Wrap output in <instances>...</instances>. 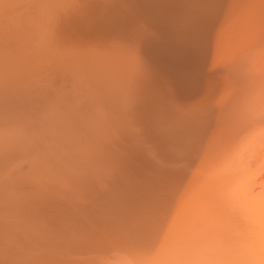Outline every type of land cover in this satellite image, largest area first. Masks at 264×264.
<instances>
[{
  "label": "bare ground",
  "instance_id": "bare-ground-1",
  "mask_svg": "<svg viewBox=\"0 0 264 264\" xmlns=\"http://www.w3.org/2000/svg\"><path fill=\"white\" fill-rule=\"evenodd\" d=\"M19 1L0 0V11L9 10L10 8L13 12L18 9L20 13L17 10L15 14L13 13L14 15L11 12V14H8V16H16L18 22L20 17L23 18L22 15L26 10H29V14L35 11V18L40 19L41 17L42 20L46 21L48 19L47 21L50 22L53 17L58 26L64 27V21H60L62 24L57 21V16L60 14L57 15L56 11H60L62 12L61 17H64L61 19L65 20V29L68 27L66 22L70 23L72 27L75 25V27H80L78 29L80 33L73 29L76 31L74 33H77L80 39L81 36L87 39L90 49H86V51H90L91 57H94L95 60L94 62L90 61L88 57V63L85 62L87 67L85 66V68H91L95 72V83L97 84L95 86L92 83V86L94 84L96 88L97 85H101L102 88L94 91L91 88V91L87 94L88 96L85 95L84 100H80V103L75 106L73 103V107L68 109L69 117L66 116L67 113L64 117V119L68 118L69 121L70 118H90L86 119L85 122L83 120L85 125L88 126L86 129L89 128V130L92 126L97 125L98 132L96 131L95 135L98 138L94 139L91 136L93 129L89 132L91 138L85 132L92 144L89 145L90 143H88V145L91 146V150L92 148L95 149V154L91 151H89L91 154H87V147L83 146L84 144L87 145L86 141L82 146L80 145L82 140L78 143L80 146L78 144L76 146V142L72 141V136L74 133L79 132L78 129L77 131L74 130L73 133L72 128L70 131L72 136L71 133H65L66 130H63L64 133H62L57 129H50L52 127L45 129L48 126L43 123L44 118H51L52 120V115L57 112L54 113L53 110H50L51 108L54 109L52 105L51 108L49 107L50 109L42 107L39 110L37 106L36 110L31 109L32 111H30L29 106H33V104H27V107L21 113L18 112V109L22 104H18V107H13L14 104L11 108L8 106L10 99H13V97H15L17 103L18 88L12 87V85L17 86L13 84V79L23 83L24 88L27 84L30 86L31 83H35L36 87H40L39 93L42 92L43 84L47 79L43 81L41 75L38 76L39 71H36L38 67L29 64L27 55L30 53H25L26 56L24 54V56L20 55L17 61L15 56L19 55L20 52L18 54L17 48H15L17 54L14 55L13 52V55L17 65L13 66V60H7L8 57L6 58L5 53L3 54V47L0 48V83L6 85L3 87L0 84V206L6 214L7 210L10 214L12 212L10 210L16 211L23 207L22 203L29 198H26L28 196L26 193H30L28 186L32 183L29 182L31 184L27 185V189L23 187L26 184H22V186L21 183L28 182L29 178L32 177L35 179L36 177L33 176L35 174L38 175V179L41 178L39 176L46 179L44 180L47 183L46 188L50 183L53 184L54 177L58 179L60 177L62 180H64L63 177H66L67 181L63 183L61 181L60 184V179L59 184L55 183L59 186L54 187V184L53 187L49 186L51 187L48 189L49 191L54 188L56 190L42 192V195L43 193L44 195L52 193L54 195L51 198H53L58 193H62L70 197L69 199L66 197L65 203V195L60 194L63 196V201H60V197L57 195L59 203L64 202V204H67L62 208H64V211L66 208L69 214L67 215L70 219H73L72 221L68 220L70 221L68 223L72 225V227L69 225L70 229L75 228V226L80 228L78 230L77 227L76 231L72 230L69 233L70 230L66 226L63 227L62 232L61 230L58 232V223L54 222V218L52 220L47 216L49 220L44 222L43 227L41 225L44 233L40 234L41 229L37 232V227V230L33 227L35 224L33 226L30 223L25 225L26 222L24 223V221V224H22L16 223L14 222L16 220H14L13 227L10 230H8L9 225H7L9 226L8 229L2 225L3 227L0 228V264H264V0H21L24 5ZM19 3L22 6H25L26 3L29 4L28 9L20 6ZM12 4L15 7L14 10ZM5 6L7 9H4ZM34 6H36L35 9ZM4 18L6 19V17ZM35 18L29 20L36 24L38 21ZM12 19L10 18L6 22L11 25L10 21H14ZM72 23H75V25ZM19 24L21 25V21ZM33 27V29H38L36 26ZM1 29L3 33V26ZM14 29L16 28L14 27ZM41 30H44V28L41 27ZM55 30L54 32H56ZM48 31L49 29H47ZM70 31H68V35ZM33 32L35 33V31ZM64 32H61L60 39L67 36V34H64L62 38ZM23 33L25 34V31ZM18 34L15 37L18 38L20 36ZM11 35L13 34L10 33L9 36ZM29 35H32L31 32ZM38 36L41 35L37 34V38ZM13 37L9 38L12 39ZM47 38L41 36V39L51 41V38ZM3 39L5 38L3 37ZM3 39L0 37V43H3ZM40 40H38L39 43ZM65 40L67 39L65 38ZM59 42L61 43V40ZM63 42L65 41L63 40ZM7 43L11 42L8 41ZM8 45H4L6 50L10 47V44ZM11 45H14V43ZM46 45L49 46V42ZM75 46L77 45L75 44ZM27 47L30 46L27 44ZM64 48L66 49V47ZM28 49L31 51V47ZM47 49L52 50L51 48ZM9 50L12 49L9 48ZM57 51L55 50V54ZM86 51L83 52L85 53L84 56ZM6 52L8 53V51ZM39 52L41 53V51ZM65 53L67 51L62 54ZM71 53L65 55L70 57ZM45 54L43 55L45 56ZM34 55L36 54L34 53ZM39 58L42 60L41 57ZM46 62L49 63L47 60ZM7 64L13 66V69L11 67L7 69ZM53 68H51L52 71ZM79 68L81 70H78L85 74L84 67L83 69L82 67ZM45 70L44 73L46 74ZM76 71L72 73L75 75ZM44 73L42 76H46ZM47 75L51 74L47 73ZM61 75L64 77L62 71ZM52 76H54L53 72ZM56 78L58 82V77ZM68 79L71 81L70 77ZM49 84L52 88V83ZM62 85L65 84L62 83ZM31 86L29 87L30 90ZM66 86L68 88L70 85L68 86L67 83ZM216 86L219 89L221 87V91L219 90L220 96H217L219 98L217 108L213 107L216 109L219 107L221 112L219 110L217 112L216 109L214 111L212 106H208L210 109L212 108L211 110L209 108H207L209 110H206L205 104H202L203 109L200 108L198 99H204V95L197 98L198 105L195 104V101H190L191 104L194 102L193 104L199 107H192L193 109L189 111H192L191 114L196 113L193 118H202V121L203 118L209 119L210 111H213L219 120L222 118L225 129L218 132V134L221 133L224 139L216 135L210 142L207 140L203 142L207 144L205 147L203 143L201 144L204 147L203 149L195 146L196 149L194 147L195 151H193L194 139L198 140L200 135L201 138L205 135L202 136V134L197 133L198 129H196V133H192V136H190V129L196 128L190 122V120L193 122L194 119L191 117V119L188 118L190 119L188 121L186 118L189 124L186 121V124L184 123L185 128L186 125H191V127L188 126V130H190V135H188L184 132V128L175 130V127L171 125L170 128H174L168 130L169 125L166 127L163 121V118L167 116L165 117L162 112L164 117H160L161 113L157 115L154 109H158L157 104H163L165 98H167L166 101L169 97V99L177 100L179 98V100L182 99L184 103H187L189 100L185 99V101L183 98L192 95V99L195 100L197 95L195 96L194 93L198 90L202 88L203 90H209L216 88ZM38 87L34 89L38 90ZM24 88H22V91ZM51 88L50 91H52ZM12 89H15L17 94H15V91L12 92ZM79 89L84 88L82 86ZM217 89L214 91L218 92ZM103 90L107 91L104 92ZM158 90H162L163 95L160 93V96L165 98L151 100V97H154V93ZM24 92L28 94L27 87ZM209 92L206 93L207 96H210L208 95ZM52 93L54 95V92ZM29 94L31 100V96H37L35 91H33L34 95L31 92ZM46 94H48V91ZM70 94L72 95V93ZM82 94L84 95V93ZM199 94L201 93L199 92ZM42 95L46 97L44 93ZM43 96L42 98H44ZM73 96L76 97V95ZM24 98L21 99L20 97V100L27 102L28 98ZM37 98H40V95ZM64 99L66 100V97L62 100ZM51 100L54 102L53 99ZM32 101L36 103L34 98ZM32 101L31 103H33ZM171 101L170 106L171 103L174 105ZM211 101L213 103V98ZM211 101H208V103H211ZM28 102L30 103V101ZM182 102H179V105ZM12 103L13 100L10 104ZM50 103L52 104V102ZM49 104L45 105L48 107ZM68 104L69 102L65 106ZM164 106L162 109L166 108ZM28 107L29 109H27ZM22 108H24V105ZM180 108H182V105ZM66 109H63V111L65 112ZM168 109L171 110L172 108L169 107ZM177 109L174 108V111ZM181 110L178 109L175 113L178 112V115H180ZM184 110L182 111L184 112ZM157 111L161 112V110ZM170 113L173 114V111ZM175 113L173 114L174 119ZM184 115L182 114L181 117L184 118ZM185 116L190 117L187 114ZM171 117L168 119L170 120ZM26 118H31V121ZM32 118H35V120H37L36 118H43V121H39L40 119L37 121L42 122L46 127L40 128L39 124L32 123ZM58 118L59 121L63 120V116ZM143 118L145 119L143 120ZM146 118H162L161 120L164 123L160 122L159 119L160 124L155 123L156 127H154L153 123H150L153 122V119L147 122ZM176 119L171 120L173 123L178 124L179 118ZM208 119H204L206 125ZM73 121L75 120L73 119ZM195 121L193 123H196ZM47 122L49 125L51 121ZM83 122L81 121V123ZM204 122L202 127H205L203 126ZM62 123L65 124V121ZM51 124L53 125L52 122ZM85 125L82 128L84 130H86ZM56 126H59V124ZM67 126L66 129L69 128L70 130L71 128ZM104 126L108 129L107 135L111 133V136L106 135L105 138H102L103 134L100 130L103 131L102 127ZM216 126L218 127V125ZM207 127L206 129H208ZM212 129L215 131L216 127L212 126ZM203 130H200V132ZM66 135L69 136L66 137ZM112 136L115 140L112 139ZM85 137L83 135L80 139ZM171 137H174V140L170 139L169 142ZM201 138L198 142L202 140ZM111 142H114V144ZM199 143L197 144L199 145ZM72 145L76 148H72ZM77 147L79 153L75 151ZM80 150L82 153H80ZM73 151L76 153L74 154ZM64 153L72 159L68 165L64 163L67 157H65V160L63 159V162L60 161V157H63ZM87 156L94 163L89 164ZM52 160L61 162L60 167L54 162L56 167L59 168L56 170L57 172H51L54 165L50 167L49 162ZM68 161L70 162V159H67V163ZM20 163H22L21 166L26 163L27 171L24 172L26 174L23 176L16 175V180L14 174H16L17 168H21ZM3 165L9 168L6 167L7 172L4 171ZM58 171L61 172L59 176ZM17 172L20 173L18 170ZM13 179L16 181L15 184H11ZM38 179L36 182L39 185L35 181L34 183H36V187L40 186L39 188H41V182L39 181L42 180L38 181ZM36 192L34 189L31 193ZM38 194H36L37 198L43 200L44 196L39 197ZM24 195H26L25 198ZM82 195L90 197L86 199L87 202L83 201V207L86 203H91L93 198L97 205L94 207L88 205L89 208L86 209L77 207L76 204L83 199V197H78ZM47 197L48 195L45 198ZM77 198L79 202L75 204L74 200H78ZM29 199L33 200L31 197ZM45 200L48 199H44V202ZM26 204L24 206H30ZM59 208L61 209V207ZM39 210L41 209L39 208ZM49 210L50 212L53 211ZM45 212H47V208ZM6 214L2 213L0 219H5L8 216ZM22 216L27 217L25 220L29 219L26 215ZM51 216L53 217L52 214ZM41 219L37 221L39 222ZM7 221L5 219V222ZM62 223L61 225H63ZM66 229L69 231L66 232ZM71 233L73 239L75 236L73 242L71 241V235H69ZM35 235H39V239L43 236L44 241H36L37 237ZM30 239L34 243L35 241L38 242V245L35 243L37 246L32 247V243V245L30 242L27 243ZM71 243L74 245L70 246V250L65 249V245L68 246L67 244Z\"/></svg>",
  "mask_w": 264,
  "mask_h": 264
},
{
  "label": "rangeland",
  "instance_id": "rangeland-1",
  "mask_svg": "<svg viewBox=\"0 0 264 264\" xmlns=\"http://www.w3.org/2000/svg\"><path fill=\"white\" fill-rule=\"evenodd\" d=\"M47 1H48V0H47ZM19 2L21 3L22 1L20 0ZM14 3H16V2H14ZM20 3H19V4H20ZM27 3H28V2H27ZM27 3H26L25 6H22L21 4H20V6L25 7V9H26V7L29 5V4L27 5ZM44 3H45V2H44ZM10 4H11V3H10ZM22 4L24 5L23 2H22ZM14 5H15V4H14ZM17 5H18V4H17ZM30 5L32 6V4H30ZM11 6H13V4H12ZM15 6H16V5H15ZM39 6H40V5H39ZM13 7H14V6H13ZM16 7H17V6H16ZM35 7H36V6H34L33 8L35 9ZM3 8H4V7H3ZM3 8H2V9H3ZM19 8H20V7H19ZM4 9H7L6 6H5ZM14 9H15V7L13 8V10H14ZM27 9H28V7H27ZM29 9H30V8H29ZM9 10H10V8H9ZM9 10H3L2 12L0 11V13H1V17H0V37H1V39H3V37L5 38V39H3V43H0V48L3 47L2 50H3V54L5 53L4 56H6V58L8 57L7 60H11V59H12V60H13L12 62H14L13 66H16V65H17V61H18V59L20 58V55H21V56H24L25 53H30L31 55H30V54H29V55L26 54V55H27V58H28V57L30 58V59L28 58V60H29V61H28L29 64H32L33 66H37L38 68H37V69L35 68V69H36V71H39L38 76L41 75V77L43 78V81L47 79L46 81H48L49 83H52L53 86H52V88H51L50 84L47 83V82L45 81V83L43 84L44 88L42 89V92L39 93L38 91H40V90H39L40 87L37 86V87H38V90H35V89L37 88L35 83H34L35 85L31 83L32 86H34V87H32L31 84H30V86H31V90L29 89L30 86H28V84H27L26 87H27L28 94L31 92L32 95H34V94H33V91H35V92L37 93V96H35V97H34V96H31V97H32V100H33V98H34V100L36 101V103H35V102L32 101L31 99H29V98H30V94L28 95V94H26V92H24L25 89H26V87L24 88V86L22 85L23 83H21L19 80H17V81H18V83H17L16 79H15V80L13 79V81H12L13 84H14L15 86H16V85H17V86L14 87V86L12 85V87L15 88V89L18 88V94H17V91H15V89H14V90L12 89V90H13L12 92L15 91V94H17V96H18L19 98L17 97V103H16V99H14L15 97H13V99H10L8 106H10V108H11L13 104H14L13 107L17 106L18 104H22V105L19 106L20 109H18V110H19L18 112L21 113V112L27 107V104H29V105H30V104H33V106H34V107H33L32 105H30V106H29L30 109H29V107L27 108V109H29L30 111H32L31 109L36 110L37 106H38L37 109L40 110V108H42V107H46L47 109H48L49 107L51 108V105H52L54 109H52V108H51V109L49 108V109H50V110H53L54 113L57 111L54 115H52V118L54 119V120H53V119H52V120H53L54 122L51 120V118H49V119L44 118V121H45V122L42 120L43 118H39L40 120H39L38 118H36V119L39 120V121L42 120L44 124L46 123V125L48 126L47 128H45L46 125H44V124H42V122H40V123L42 124V125H41V124L39 123V121L35 120V118H34V119L32 118V123H35V124H37V125L39 124L38 126H40V128H43V127L45 126V127H44L45 129H49L50 127H52V128H50V129H57L58 131H60V132H62V133H64L63 130H66L65 133H67V132H68V134L71 133V134H70L71 136H72V132L74 133V130L77 131V129H78L79 132L74 133V135L72 136V138H73L72 141H75V142H76V146H77V144H78L81 140H82V141L80 142V145H81V146H82V145L84 144V142L86 141V142H87V145H86V144L83 145L84 147H85V146L87 147V150H86L87 152H86V153H87V154H91L92 152L94 153V150H95V149L92 148V150H91V146H89V145H92V144L89 142V140H90L89 137L91 138V136H93L94 139H95V138H98V136L95 135V134H96L95 132H96V131L98 132V130H97V125L94 124V125H95L94 127H95L96 129L92 126V128H90V130H89V128L86 129L88 126L85 125L84 122H85L86 119H90V118H86V119H85V118H70V121H69L68 118H65L66 120L64 119L66 113H67L66 116L69 117V114H68L69 111H68V109H71V108L73 107V103H74V106L77 105L78 103H80V100H81V101L84 100L85 95H86V97L88 96V95H87L88 92H90L91 90L94 91V90H98V89L102 88L101 85H97L98 87L95 88V86H96L97 83H95V82H96V79H95V76H94V74H95L94 70L91 69V68H85V66L87 67V64H86V63H88V57L90 58V61H91V60H92L93 62L95 61V60H94V57L92 58L91 55H90L91 52H90V51H89V52L86 51V49H87V50L90 49V48H89V47H90L89 42H87V39H85V37H82V36H81V39H80V37L77 36V33H80V32H79L80 30L78 31V29H80V27H79V26L75 27V26H76L75 23H72L73 25H75V26H74L75 28H74V27H72V25H71L70 23L66 22V25H68V27H66V29H67V30H66V29L64 28V27H65V20H62V19H61V18H64V17H61L62 12L58 11V12H59V13H58V12L56 11V9H55V11H56L57 15L60 14V15L57 16V21H58L59 24H62L61 22L64 21V22H63L64 27H62L61 25L58 26L57 23H56V20L54 21L53 17L51 18L52 20L50 19V22L47 21L48 19H47L46 21H45L44 19L42 20L41 17H40V19L35 18V14H36L35 11H33V13H30V14H29V12H28L29 10H28V11L26 10V12H24V14L22 15L23 18L20 17V20H19V18H18L19 22L21 21V25H20L19 22L16 20V19H17L16 16H13V15L16 13V11H17L18 9H15L13 12H11L12 9H11L10 11H9ZM18 11H19V10H18ZM30 11H32V10H30ZM53 11H54V9H53ZM5 12H7V13H6L7 16L5 15ZM10 12H11L12 14H13V13H14V14L11 15V16L9 15V16H10V17H9L8 14H11ZM21 12L23 13V11H21ZM19 13H20V11H19ZM52 13H53V12H52ZM17 15H18V14H17ZM24 15H25V18H24ZM30 15H31V18H30ZM27 16H28V17H27ZM52 16H53V15H52ZM4 17H6V19H5ZM13 17H14V18H13ZM26 17H27V18H26ZM59 17H60V19H59ZM3 18H4V19H3ZM10 18H11V19L13 18L14 21L16 22V24H15L14 21H13V22L10 21L11 25L9 24V22H6V21H7L8 19H10ZM33 18H35V20L38 21V22H36V24L33 23V22L31 21ZM55 18H56V16H55ZM13 19H12V20H13ZM21 19H23V20H21ZM29 19H31V20H29ZM22 21H23V23H22ZM60 21H61V22H60ZM2 22H3V23H2ZM5 22H6V24H5ZM44 22H45V23H44ZM12 23H13V24H12ZM38 23H39V26H38ZM50 23H51V24H50ZM54 23H56V24L54 25ZM7 24H8V25H7ZM24 24H25V25H24ZM28 24H29L30 26H32V25H33V26H36L38 29H36V28L33 29L34 27H33V26L30 27ZM34 24H35V25H34ZM46 24H47V26H46ZM49 24H50L51 26H50ZM9 25H10V26H9ZM43 25H44V26H43ZM48 25H49V26H48ZM70 25H71V27H69ZM2 26H3V28H4V32H3V33H2V29H1ZM12 26H13V27H12ZM14 27H15L16 29H17V27H19L18 29H21L22 32H21V30H18V29L16 30V29H14ZM21 27H22V28H21ZM24 27H25V29H23ZM41 27H42V29L44 28V30H41ZM45 27H46V28H45ZM49 27H50V28H49ZM52 27H53V28H52ZM55 27H57V28H55ZM59 27L61 28L60 31H59V29H60ZM5 28H6V29L9 28V29H7V31H9V32H7V31L5 32V30H6ZM11 28H12V29H11ZM58 28H59V29H58ZM63 28H64V29H63ZM10 29H11V31H10ZM31 29H32V30H31ZM45 29H46V30H45ZM47 29H49L48 32H47ZM51 29H52V30H51ZM53 29H54V30L56 29V30H55L56 32H54ZM57 29H58V30H57ZM71 29H72V30H71ZM73 29H75V30L77 31L76 34L74 33V32H76V31H74ZM30 30H31V31H30ZM50 30H51V31H50ZM62 30H63V31H62ZM70 30H71V31H70ZM13 31H14V32H13ZM24 31H25V34L23 33ZM27 31H28V32H27ZM32 31H35V33H34V32L32 33ZM36 31H37V34H38V35L40 34L43 38H47V37H48L47 39H50V38H51V41H50V40H44V39H41V36H40V37L38 36V38H37ZM38 31H40V32H38ZM42 31H46V32H42ZM64 31H65V32H64ZM66 31H67V32H66ZM68 31H70L69 35H68ZM17 32H18L19 34H18ZM20 32H21L22 34H21ZM30 32H31L32 35H31V36H30V35L28 36V34H29ZM41 32H42V33H41ZM57 32H58V34H57ZM59 32H60V34H59ZM61 32H64V33H62V38H63L64 34H67V36H64L63 39H60V37H61V36H60V35H61ZM1 33H2V34H1ZM10 33L13 34L14 37H13V35L9 36ZM27 33H28V34H27ZM46 33H47V34H46ZM49 33H50V34H49ZM51 33H52V34H51ZM17 34L20 35V36H18V38L15 37V36H17ZM55 34H56V35H55ZM74 34H75L76 36H75ZM23 35H24L25 37H24ZM33 35H34V36H33ZM50 35H51V36H50ZM73 35H74V36H73ZM7 36H8V40H7ZM58 36H59V37H58ZM9 37H13V38H12L13 40H12L11 38H9ZM20 37H21V38H20ZM29 37H30V38H29ZM53 37H54V38H53ZM70 37H71V40H70ZM72 37H73V38H72ZM33 38H34V39H33ZM36 38H37L38 40L41 39V40H40L41 42L39 43V41H38ZM57 38H58V39H57ZM65 38H66L67 40H65ZM23 39H24V40H23ZM31 39H32V40H31ZM52 39H53V41H52ZM72 39H73V41H72ZM16 40H17V42H16ZM60 40H61V43L59 42ZM63 40H64L65 42H63ZM81 40H82V41H81ZM8 41L11 42V43H7ZM19 41H20V42H19ZM22 41H23V42H22ZM27 41H28V42H27ZM54 41H55V42H54ZM35 42H36V44H35ZM48 42H49V46L46 45V44H48ZM67 42H68V43H67ZM79 42H80V43H79ZM86 42L88 43V45H87ZM12 43H14V45H15V44H16V45H15V46H14V45H11ZM18 43H20V44H18ZM45 43H46V44H45ZM54 43H55V44H54ZM74 43H75L77 46H75ZM1 44H2V45H1ZM8 44H10V47H9V48H11L12 50H9V48H7V50H6V46H9ZM25 44H26V45H25ZM27 44H28V46L31 47V51H29L30 49H28V48H30V47H27ZM52 44H53V45H52ZM57 44H58V45H57ZM71 44H72V45H71ZM4 45H6V46H4ZM20 45H21V46H20ZM40 45H43V46H40ZM50 45H52V46L50 47ZM64 45H65V46H64ZM66 45H67V46H66ZM69 45H70V46H69ZM86 45H87V47H86ZM63 46L66 47V49H65ZM72 46H73L75 49H74ZM84 46H85V48H84ZM39 47H40V48H39ZM45 47H47V48H49V49L51 48L52 50L50 51V50H48V49L45 48ZM59 47H60V49H59ZM71 47H72V48H71ZM82 47H83L84 49H83ZM15 48H17L16 50L18 51V54H19V52H20L19 55H16V56H15L17 61H14V60H15L14 55L17 54ZM26 48H27V49H26ZM37 48H38V49H37ZM76 48H77V49H76ZM4 49H5V51H4ZM13 49H14V50H13ZM34 49H36V50H34ZM54 49H55V50H58V51L56 52V54H55V50H54ZM69 49H70V50H69ZM20 50H21V51H20ZM24 50H25L26 52H25ZM42 50H43L44 52H43ZM47 50H48V51H47ZM68 50H69V52H68ZM6 51H8V53H7ZM23 51H24V53H23ZM27 51H28V52H27ZM39 51H41V53H40ZM45 51L48 53L47 55L45 54V53H46ZM52 51H53V52H52ZM63 51H64V52L67 51V53H71V52L74 53V52H75V54L71 53V55H70V57H69L68 55H67V56L65 55V54H67V53L62 54V53H64ZM81 51H82V53H81ZM85 51H86V55L84 56L85 53H83V52H85ZM13 52H14V55H13ZM21 52H22V53H21ZM58 52H59V53H58ZM34 53H35L36 55H34ZM77 53H78V55H77ZM23 54H24V55H23ZM43 54H45V56H47V57H45ZM81 54H82V55H81ZM11 55H12V56H11ZM26 55H25V56H26ZM33 55H34V56H33ZM38 55H39V56H38ZM42 55H43V56H42ZM62 55H63V56H62ZM76 55H77V56H76ZM92 55H93V54H92ZM9 56H10V57H9ZM32 56H33V57H32ZM36 56H37V59H38L39 61L36 59ZM48 56H50V57H48ZM59 56H60V58H59ZM64 56H65L66 58H65ZM79 56H80V57H79ZM18 57H19V58H18ZM39 57H41L42 60H41ZM72 57H73V58H72ZM47 58H49L51 61H50L49 59H47ZM56 58H57V59H56ZM58 58L60 59V61L58 60ZM64 58H65V60H64ZM68 58H69L70 61L72 60V62H70V61L68 60ZM75 59H76V60H75ZM7 60H6V61H7ZM33 60H34L35 63L33 62ZM44 60H45V61H44ZM46 60L49 61V63L46 62ZM55 60H56V61H55ZM62 60H63V61H62ZM67 60H68V61H67ZM42 61H43V63H42ZM66 61H67V62H66ZM52 62H53V63H52ZM54 62H55V63H54ZM56 62H57V64H56ZM65 62H66V63H65ZM68 62H70L69 65H67ZM85 62H86V63H85ZM39 63H40V64L42 63L41 66L43 67V69H42V67L40 66ZM50 63H51V65H49ZM61 63H62L63 66L61 65ZM71 63H72V65L70 66ZM59 64H60V65H59ZM11 65H12V63H11ZM11 65H10V64H7V69H10V68H8V67H11V69H13V68H12L13 66H11ZM46 65H48V66H46ZM66 65H67V66H66ZM49 66H50V67H51V66L54 67V68H53L54 70L52 71V69H51L52 67L50 68ZM55 66H56V67H55ZM73 66H74V68H73ZM46 67H47V68H46ZM48 67H49L50 69H49ZM63 67H65V68L63 69ZM79 67H82V69H83V67H84L83 71L85 70V74H84L83 72H80V71H79V70H81V68H79ZM88 67H89V66H88ZM56 68H57V69H56ZM68 68H70V69H68ZM38 69H39V70H38ZM45 69H47V70H45ZM66 69H67V70H66ZM78 69H79V70H78ZM87 69H88V70H87ZM33 70H34V68H33ZM44 70H45L46 74L44 73ZM56 70L58 71V73H57ZM65 70H66L67 72H66ZM69 70H71V71H69ZM76 70H77V71H76ZM89 70H90V71H89ZM40 71H41V73H40ZM47 71H48V72H47ZM50 71L53 72V75H54V76H52V72H50ZM59 71H60V72H59ZM61 71H62V74H63L64 77H62V75H61ZM73 71H76V72H77V73H75L76 76L72 73ZM91 71H92V72H91ZM42 72H43L46 76H42V74H43ZM54 72H55V73H54ZM47 73H49V74H51V75L48 76ZM56 73H57L56 77H58V82H59V83L56 81V79H57V78L55 77V74H56ZM70 73H72L73 75H72V74L70 75ZM67 74H69V75H67ZM86 74H87V75H86ZM90 74H92V75H91L90 77H88ZM81 75H82V76H81ZM84 75H85V76H84ZM50 76H51V77H50ZM71 76H72V77H71ZM78 76H79V77H78ZM46 77H47V78H46ZM59 77H60V79H59ZM61 77H62V78H61ZM67 77H68V78L70 77V78H71V81H70V79H68ZM73 77L75 78V80H74ZM76 77H77V78H76ZM48 78H49V79H48ZM50 78H51V80H50ZM63 78L66 79L67 81H66V80L63 81V80H64ZM80 78H81V80H80ZM82 78H83V79H82ZM86 78H88V79H86ZM92 78H93V81H92ZM61 79H62V81H61ZM76 79H77V80H76ZM94 79H95V81H94ZM78 80H79V81H78ZM51 81H53V82H51ZM54 81H56V83H55L56 85L53 84ZM68 81H70L71 83L68 82ZM72 81H76V82H72ZM80 81H82V82H80ZM85 81H86V82H85ZM15 82H16V83H15ZM78 82H79V83H78ZM90 82H91V84H90L91 86L89 85ZM62 83L65 84V85H67V83H68V86H69V85H70V86L67 88V86L65 87V85H62ZM74 83H75V84H74ZM83 83H85V85H83ZM92 83H94L95 86H94V84H93V86H92ZM0 84H1V86H3V87L6 86V85H4V83H0ZM71 84H72V85H71ZM21 85H22V88H24L23 91H22ZM46 85H47V86H46ZM77 85H78V88H77ZM7 86H8V85H7ZM48 86H49V87H48ZM60 86H61V87H60ZM82 86H83L84 89H79V88H82ZM89 86H90V87H89ZM218 86H220V85H218ZM218 86H216V88L214 87L215 89H214V88L209 89L210 92H209V90H207V89L203 90V88L200 89V90H198L196 93H194L195 96L197 95L196 97L194 96V97H195V100L192 99V98H193L192 95L189 96V97H185V98H183L184 100H185V99H186L187 101L189 100L187 103H186V102L184 103V101H183L182 99H180V100H179V98H178V100H177V99H173V98L169 99V98H170V97H169L168 100H170V101L172 100V101H173V104H174V105H172V103H171V106H170V101H169V102H168V100L166 101L167 98H165L164 96H160L161 94L163 95V93H161L162 90H161V91H160V90L156 91V92L154 93V97H151V100H153V101H154V100H158V99H160V98H162V97L165 98V99H164L165 101L163 102V104H157L156 107H157L158 109H154V111L157 112V115H159V113H161L160 117H164V114H165V117L167 116L166 118H163V121L165 122L164 125H165L166 127L169 125V126L167 127L168 130H169V129H173V128L175 127V128H174L175 130H178L179 128H180V129H183V128H184L183 130H185L184 132H185L186 134L190 135V133H191L190 136H192V133L195 134L196 132L199 133V134H202V136L205 134L202 138L200 137L201 135L198 137V140H199V138L202 139L201 141H199V142H201V143H199L198 140H197L196 138L194 139V141H193L194 144L192 143V144L194 145V146H193V151H195L196 147H198V146H199L198 148L201 147L200 149H203V148L207 145L206 143L204 144L203 142H205L206 140L210 142L211 139H212L214 136H216V135H218L220 138H223V135H221V133L218 134V132H221V130L225 129V127H223V126H225V125H224L225 123H224V121L222 120V118H220V120H219L218 118H216V115L213 113V111H210L209 119H208V118H203V121H205V122H204L205 124H204L203 126H205V127H202V124H203V121L201 120L202 118H201V119H200V118H193V117L196 115V113H192V114H191L192 111H189V110H191V109H193V108H196V107L198 108L199 106H200V108L203 109L204 106H203L202 104H205V105L207 106V107L205 106V109H206V110H209L211 106H212V107L215 106V107L217 108V102H218V99H219V98H217V96H218V95L220 96V93H219V92L221 91V87H220V89H219ZM47 87H48V88H47ZM57 87H58V88H57ZM59 87H60V88H59ZM62 87H63V88H62ZM71 87H72V88H71ZM217 87H218V89H217ZM1 88H2V87H1ZM34 88H35V89H34ZM50 88H51L52 91H50ZM66 88H67V89H66ZM70 88H71V89H70ZM73 88H74V89H73ZM91 88H93V89H91ZM94 88H95V89H94ZM47 89H48V90H47ZM53 89H54V90H53ZM56 89H57V91H56ZM68 89L71 90V91L69 92ZM77 89H78L80 92H79ZM85 89H86V90H85ZM88 89H89V90H88ZM90 89H91V90H90ZM213 89H214V90L217 89L218 92H217V91L215 92ZM29 90H30V91H29ZM32 90H33V91H32ZM66 90H67V93H66ZM202 90H203V91H202ZM212 90H213V91H212ZM219 90H220V91H219ZM19 91H20V93H19ZM47 91H48V94H46ZM81 91H82V92H81ZM101 91H102V89H101ZM103 91L105 92V91H107V90H103ZM204 91H205V93H204ZM211 91H212V92H211ZM50 92H51V93H50ZM52 92H54V95H53ZM77 92H78V94H76ZM199 92L202 94V96H201V94H199L200 96L198 95ZM208 92H209L208 95H210V96H207V95H206V93H208ZM23 93H24L25 95H24ZM38 93H39V94H38ZM43 93H44V95H46V97L42 95ZM49 93H50V94H49ZM58 93H59V94H58ZM70 93H72V95H71ZM82 93H84V95H83ZM160 93H161V94H160ZM211 93H212V94H211ZM214 93H215V94H214ZM20 94H23L24 96H23V95H20ZM57 94H58V96H57ZM65 94H66V95H65ZM69 94H70V96H69ZM155 94H156V95H155ZM19 95H20V96H19ZM39 95H40V98H37V97H39ZM48 95H49V97H47ZM67 95H68V97H67ZM73 95H76V97H74ZM203 95L205 96L204 99H203V98H202V99L199 98V97H203ZM14 96H15V95H14ZM26 96H27V97H26ZM42 96H43L45 99L42 98ZM56 96H57L58 99L55 98ZM72 96H73V97H72ZM77 96H78V98H77ZM82 96H83V97H82ZM152 96H153V95H152ZM155 96H156L157 98H156ZM219 96H218V97H219ZM20 97H21V99H22L23 97H25L24 99H27V98H28L27 100L30 101V103H29L28 101H27V102H25V101H23V100L21 101V100H20ZM52 97H53V98H52ZM60 97H61V98H60ZM65 97H66V100H65V99L62 100V99L65 98ZM208 97H209V99H208ZM35 98H36V99H35ZM54 98H55V99H54ZM197 98H199L198 100H199L200 105H199V106H195V105L193 104L194 102H192V104H191L190 101H195V104H197V103H198ZM212 98H213V103H212V101H211ZM214 98L216 99V102H215V99H214ZM18 99H19V101H18ZM41 99H43V101H41ZM46 99H47L48 102L46 101ZM48 99H49V100H48ZM51 99H53L55 103H54ZM59 99H60V100H59ZM74 99H75V101H74ZM76 99H77V101H76ZM6 100H9V99H6ZM12 100H13V103L10 104V103L12 102ZM14 100H15V101H14ZM186 100H185V101H186ZM205 100H206V101H205ZM20 101H21V102H20ZM31 101H32L33 103H31ZM59 101L61 102L62 105L60 104ZM72 101H73V102H72ZM172 101H171V102H172ZM182 101H183V102H182ZM196 101H197V102H196ZM202 101H205V102H202ZM208 101H211V103H210V102L208 103ZM24 102H25V103H24ZM50 102H52V104H51ZM67 102H69V104H68L67 106H65V104H67ZM75 102H76V103H75ZM167 102H168L169 105L167 104V106H166V103H167ZM179 102H182V103L179 105ZM189 102H190V103H189ZM41 103H42V104H41ZM43 103H44V104H43ZM49 103H50V104H49ZM58 103H59V105H58ZM214 103H215V104H214ZM45 104H46V105L49 104L50 106L47 107ZM63 104H64L65 107L63 106ZM187 104H188V105H187ZM210 104H211V105H210ZM23 105H24V108H22ZM43 105H45V106H43ZM55 105H56V106H55ZM158 105H159V106H158ZM160 105H161V107H160ZM163 105H165L164 107H166V108H163V109H162ZM175 105H178V106L176 107ZM181 105H182V108H180ZM197 105H198V104H197ZM8 106H7V108H9ZM57 106H58V107H57ZM62 106H63V107H62ZM183 106H185V107H183ZM208 106H210V107H208ZM17 107H18V106H17ZM31 107H32V108H31ZM56 107H57V108H56ZM66 107H67V109H66ZM70 107H71V108H70ZM169 107L172 108V109H171V110L168 109ZM187 107H188V108L191 107V108L188 109ZM192 107H193V108H192ZM7 108H6V109H7ZM55 108H56V109H55ZM61 108H62V109H61ZM159 108H161V109H159ZM174 108H175V109L178 108L179 110H181V109H182V110L185 109V110H184V112L181 110L182 113H181L180 115H178V112L175 113L176 111H178V109H177L176 111H174ZM186 108H187V109H186ZM207 108H209V109H207ZM216 108L213 107V110H214V111L217 110V112H218V110L220 111L219 107H218V109H216ZM14 109H16V108H14ZM27 109H26V110H27ZM63 109H64V110L66 109V111L64 112ZM164 109H165V110H164ZM211 109H212V108H211ZM211 109H210V110H211ZM215 109H216V110H215ZM157 110H161V112H160V111H157ZM162 110H163V111H162ZM166 110H167V114H166ZM169 110H170V111H169ZM10 111H11V110H10ZM60 111H61V112H60ZM171 111H173V114L175 113V119H174V115L170 113ZM197 111H198V110H197ZM162 112H163L164 114H163ZM188 112H189V113H188ZM194 112H195V110H194ZM201 112H202V111H201ZM211 112H212V113H211ZM217 112H215V113H217ZM220 112H221V111H220ZM58 113H59V115H58ZM61 113H62V114H61ZM64 113H65V114H64ZM179 113H180V111H179ZM63 114H64V115H63ZM182 114H183V115H184V114H185V115L187 114V116L190 115V117H189V116L186 117V116L184 115V118H182V117H181ZM212 114H213V115H212ZM57 115H58V116H57ZM168 115H169V116H168ZM172 115H173V117H171ZM176 115H177V117H176ZM211 115H212V116H211ZM54 116H55V118H54ZM62 116H63V120L61 119L62 121H59V118H58V117L62 118ZM179 116H180V117H179ZM213 116H214V117H213ZM170 117H171V119H172L173 121H174V120H177L176 118H179V120H178L179 123H178V124H176L175 122L173 123V121H172L171 119H170V120L168 119V118H170ZM191 117H192V119L196 120V121H195L196 123H193L194 120H193V122H192V120H190ZM186 118H187V119L190 118V119H188V121L190 120L192 126H193V127H196V128H193L194 132H193L192 128L190 129L192 132H191L190 130H188V126H189V125H186V128H187V129L185 128V126H184L185 121H186L187 124H189V122H187ZM24 119H25V118H24ZM26 119L31 121V118H30V119H29V118H26ZM45 119H47V120H45ZM55 119H56V120H55ZM67 119H68V120H67ZM73 119H74L75 121L77 120L78 123L75 122V121H73ZM144 119H145V118H143V120H144ZM146 119H147V118H146ZM152 119H153V118H152ZM152 119H150V118L147 119V122H150ZM159 119H160V122H162V120H161L162 118H156V119H153V122L151 121L150 123H151V124L153 123V126L156 127V124H157V123L160 124V122H158ZM164 119H165V120H164ZM204 119H206V120L208 119V121H207L208 124H207V125H206V120H204ZM210 119H211L212 121H209ZM213 119H214V120H213ZM223 119L225 120V118H223ZM83 120H84V122H83ZM148 120H149V121H148ZM47 121H49V122L51 121V122L53 123V125L51 124V122H50L49 125H48V122H47ZM63 121H65V124L70 125V126H67V125H66L67 127H70V128H71L70 130H69V128L66 129L65 124L62 123ZM79 121H80V122H79ZM81 121H82L83 123H81ZM156 121H157V122H156ZM166 121H167V122H166ZM169 121H170V122H169ZM180 121H183V122L180 123ZM28 122H29V121H28ZM37 122H38V123H37ZM67 122H68V123H67ZM164 122H162V123H164ZM168 122H169V123H168ZM213 122H215V123L217 122L216 125H218V127H217V126L215 125V123H213ZM32 123L30 122V124H32ZM57 123L59 124V126H56V125H58ZM109 123H110V122H109ZM155 123H156V124H155ZM162 123H161V124H162ZM186 123H185V124H186ZM28 124H29V123H28ZM60 124H61V125H60ZM74 124H75V125H74ZM83 124L86 126V127H84L86 130L82 129L83 126H84ZM173 124H174V125H173ZM212 124H213V125H212ZM220 124H221V125H220ZM62 125H63V126H62ZM76 125H77V126H76ZM80 125H82V126H80ZM88 125L90 126V124H88ZM171 125L174 126V127H173V128H170ZM177 125H178V126H177ZM181 125H183V126L180 127ZM195 125H196V126H195ZM200 125H201V126H200ZM208 125H210V126L207 127ZM32 126H33V124H32ZM38 126H37V128H39ZM109 126H110V124H109ZM172 126H171V127H172ZM176 126H177L178 128H177ZM212 126H215V127H216L215 131L213 130L214 128L212 129ZM58 127H59V128H58ZM189 127H191V125H190ZM206 127H207L208 129H206ZM40 128H39V129H40ZM72 128H73V130H72ZM75 128H76V129H75ZM102 128H103V131L100 130V132L103 134V137H102V138H105L106 135H107V133H108V131H107L108 129H106L105 126L102 127ZM220 128H221V129H220ZM79 129L81 130L82 133L80 132ZM92 129H93V131H92V135H91V133H89V132H91ZM196 129H198V130L196 131ZM203 129H205V130H203ZM219 129H220V130H219ZM68 130H69V131H68ZM71 130H72V132H70ZM83 130H84V132H83ZM88 130H89V131H88ZM104 130H105V131H104ZM187 130H188V131H187ZM200 130H203V131H201L202 133L200 132ZM189 131H190V133H189ZM195 131H196V132H195ZM207 131H209V132H208V133H209L208 135H207ZM211 131H212V133H211ZM52 132H53V131H52ZM85 132H86V134H87L89 137L85 134ZM93 132H94V133H93ZM187 132H188V133H187ZM204 132H205V133H204ZM79 133H80V134H79ZM171 133H172V132H171ZM215 133H216V134H215ZM60 134H61V133H60ZM81 134H82V135H81ZM89 134H90L91 136H90ZM102 134H101V135H102ZM186 134H185V135H186ZM212 134H213V135H212ZM79 135H80L81 137H83V135L86 136V137L80 139L81 137H80ZM210 135H211V136H210ZM220 135H221V136H220ZM48 136H49V135H48ZM48 136H47V137H48ZM68 136H69V135H66V137H68ZM75 136H76L77 138H76ZM107 136H108V137L111 136V133L108 134ZM61 137H63L62 134H61ZM64 137H65V135H64ZM74 137H75L76 139H75ZM79 137H80V138H79ZM183 137H185V136H183ZM113 138H114V137L112 136V139H113ZM173 138H174V137H173ZM173 138H172V137L169 138V142H170V139H173ZM78 139H80V140L77 142ZM83 139H84V140H83ZM223 139H224V138H223ZM223 139H222V140H223ZM113 140H115V138H114ZM173 140H174V139H173ZM195 140H196V142H195ZM75 142H74V143H75ZM171 142H172V141H171ZM209 142H207V143H209ZM74 143H73V144H74ZM88 143H90V144L88 145ZM111 143L114 144V142H111ZM197 143H199V145H198ZM202 143L204 144V147H202V145H201ZM78 145H79V144H78ZM80 145H79V146H80ZM195 146H196V147H195ZM74 147H75V146H74ZM74 147H73V145H72V148H74ZM84 147L82 148V152H83ZM88 147H89V148H88ZM194 147H195V149H194ZM75 148H76V147H75ZM191 149H192V148H191ZM73 150H74V149H73ZM198 150H199V149H198ZM75 151H77V153H79V151H78V147H77V149H76ZM89 151H91V153H89ZM82 152H81V150H80V153H82ZM73 153L75 154L76 152L73 151ZM94 154H95V153H94ZM76 155L78 156V154H76ZM92 155H93V154H92ZM88 156H90V155H88ZM88 156H87V157H88ZM63 157H64V158H63ZM63 157H62V156L60 157V161L63 162V161L65 160V157H67V158H66V161H64V163H66L67 165L71 163V160H72V159H71V158H68L69 155L67 156V154L64 153V154H63ZM85 158H86V157H85ZM88 158H89V161H88L89 164H90V163H94V161H93L90 157H88ZM63 159H64V160H63ZM67 159H70V162L68 161V163H67ZM20 160H21V159H20ZM20 160H19V161H20ZM52 161H53V160H52ZM52 161L49 162V163L51 164L50 167L54 165L53 168H51V170H52L51 172H53V171H54V172H57L56 170L59 169L58 167H60V163H61V162L59 163L58 160H56V161L54 160L53 162H52ZM54 162L56 163V165H57L58 167H56V165H55ZM86 163H87V162H86ZM21 164H22V163H20L19 165L21 166ZM24 164L26 165V163H24ZM24 164L21 166L22 170H21V168H17V169H16V174H14V178H15L16 180H17L16 175H19V174H20V176H23V175L26 174V173H24V172L27 171V170H26V169H27V165L25 166ZM87 164H88V163H87ZM20 166H18V167H20ZM0 167H1V165H0ZM3 167H4V169H5L4 171L7 172V171H6V167H7V166L3 165ZM3 167H2V168H3ZM54 167H55V168H54ZM7 168H8V167H7ZM8 169H9V168H8ZM8 169H7V170H8ZM24 169H25V171H24ZM17 170H18L20 173H18ZM8 171H9V170H8ZM58 172H59V173H58V176H59L61 172H60V171H58ZM23 173H24V174H23ZM27 173H28V172H27ZM189 173H190V172H189ZM28 174H29V173H28ZM55 174H56V173H55ZM187 174H188V173H187ZM187 174H186V175H187ZM52 175H53V174H52ZM33 176H35L36 178L34 179V178L32 177V178H29L30 180H28V182L25 181V183H24V182L21 183V185H22V184H23V185L26 184L25 186L22 185V186H23L24 188H26V189H27V185L32 183L31 185L28 186L29 189H30V193H26V195H28V196L24 195V198H25V196H26V198H27V197H29V198L31 197V198H33V200L28 198L29 200L27 199V201H25L24 203H22L23 207H21L19 210H18V209H17L16 211H15V210H10V212L12 211V212L10 213L11 216H10V214H8V213H9V210H7V214H6V212H4L5 210H3L2 207L0 206V209H1V211H0V212H1L0 217H1L2 213H5L6 215L9 216V217L6 216V218H5L6 221L9 220V221H7V222H5V219H3V220L0 219V223H1V225H0L1 227H0V228H2V227L4 226L5 228L7 227L6 229H8V227L10 226V228H9L8 230L12 229V227H13V221L16 220V221H14V222H16V223L19 222V223L24 224V223L26 222L25 225L30 223V224L33 226V224H35L33 227H34L35 229H36V227H37V229H38V230L36 229L37 232H39V230L41 229L40 232H39V234H40V233H44V229L42 228L44 222H45L46 220H49L50 218H51L52 220H53V218H54V222H56V224L58 223V224H57V227L60 228V229H59V228L57 229L58 232H60V230H61V232H62V231L64 230L63 227L65 228L66 226H68V229L70 230V231L68 230L69 233L72 232V230H75V231H76V228H77V227H78L77 229L80 230L79 226H75V228L73 227V229H72V228L70 229L69 225H71V223H68V222L72 221L73 219H70V218H69V216H68L69 214H68L66 208H65V211H64V208H62V206L64 207L65 205H67V204H64V202L66 203V197H68V196H66L65 194H62V193H58V191H57L56 194L58 193L57 195L60 197V198H59L60 201H63V198H62L63 196H62V195H65V196H64V198H65V199H64V202H60V203H59V199H58L57 195L54 196L53 198H51V197L54 195V194H52V193H49V194L46 193L45 195H44V193H43V195H42V192H50V191L53 192L54 190H56V188L51 189L50 191H49L48 189H50V188L53 187V186H54V187L59 186L58 184H59V180H60L61 178L59 177V179H58L57 177H56V178L54 177L55 179L53 178V180H52L54 185L50 183V184L48 185V188H46V187H47V183L44 182V180H46V179H44V178L42 179V176H39V177H41V178L38 179V175H36V174L33 175ZM47 176H48V175H47ZM28 177H29V176H28ZM32 179H33V181H32ZM37 179H38V181H39L40 179L42 180V181H39V182H41V186H42L41 188H39L40 186L36 187V185H35L36 183H37V185H39L38 182H36ZM47 179H48V178H47ZM56 179H57V180H56ZM63 179H64V180H62V179L60 180V184H61V181H62V183H63L64 181H67L66 177H63ZM54 180H55V182H54ZM12 181H13V183L10 181L11 184H15L16 181H15L14 179H13ZM30 181H31V183H29ZM34 181H35L36 183H34ZM0 182H1V181H0ZM10 182H9V183H10ZM26 182H27V183H26ZM43 183H44V184H43ZM55 183H58V184H55ZM32 185H33V187H32ZM34 185H35V188H34ZM50 185H51V187H49ZM52 185H53V186H52ZM31 187H32V189H31ZM37 188H38V190H37ZM43 188H45V190L47 189V191L43 190ZM34 189H35V192H36V190H37V192H38L39 194H38L37 192L34 193V194H32ZM41 189H42L43 191H42ZM117 189H119V188L117 187ZM31 192H32V193H31ZM36 194H38L39 197L44 196V197L42 198L43 200H41V198H40V199L37 198ZM50 194H51V196L49 197ZM60 194H62V195H60ZM31 195H32V196H31ZM47 195H48L49 198H48V197L45 198ZM33 196H34L35 198H34ZM82 197H83V199H82V200L80 199L81 201L79 202V199H78V198H82ZM84 197H85V199H84ZM87 197H88V195H82V196H80V197L77 198L78 200H74V201H75V204H76L77 202H79L78 204H76V206H77V207H80V208H84V209H86V208H89L90 206H93V207H94V206L97 205V203H96V201L94 200L93 197H91V198H93L92 201H91V203H86V202H87L86 199H89V198H90V197H88V198H87ZM69 198H70V197H68V199H69ZM34 199H35V200H34ZM37 199H38V200H37ZM44 199H48V200H45L46 203L44 202ZM49 199H51V200H50V201H51L50 203H49ZM52 199L54 200L55 203L52 202V201H53ZM57 199H58V201H57ZM90 200H91V199H90ZM90 200H88V202H90ZM30 201H31V202H30ZM83 201H86V202H85V203H86L85 207H83V206H84V205H83ZM4 202H6V200H4ZM26 202H27V204H26ZM28 202H29V203H28ZM34 202H35V203H34ZM38 202H39V203H38ZM32 203H33V205H32ZM48 203H49V204H48ZM85 203H84V204H85ZM94 203H96V204H94ZM25 204H26V205H30V206H32V207H30V206H24ZM40 204H42V205H40ZM50 204L53 206V208H52V206H51ZM1 205H2V204H1ZM38 205H39V206H38ZM47 205H48L49 207H48ZM56 205H58V207H56ZM81 205H82V206H81ZM88 205H89V207H88ZM35 206L38 207V209H36ZM50 206H51V207H50ZM24 207H25V208H24ZM33 207H34L35 209H34ZM42 207H44L45 210H44V208H42ZM55 207H56V209H55ZM59 207H61V209H62V211H60V212H59V210H61V209H60ZM23 208H24V209H23ZM28 208H29V211H30V212L28 211ZM39 208H40L41 210H39ZM46 208H47V212H45V211H46ZM57 208H58V209H57ZM80 208H78V209H80ZM26 209H27V213L25 214ZM49 209H51V211H52V210L54 211V209H55V211H56L57 213H56L55 211H54V212H53V211L50 212ZM48 210H49V211H48ZM32 211H33V212H32ZM17 212H18V213H17ZM28 212H29V213H28ZM48 212H49V215H48ZM58 212H59V214H58ZM61 212H62V213H61ZM65 212H66V213H65ZM16 213H17V214H16ZM34 213H35V214H34ZM15 214H16V215H15ZM21 214H22V215H26V216H28L29 219H28V220H25V219H27V217L22 216ZM30 214H31V215H30ZM36 214H37V215H36ZM41 214H42V215H41ZM46 214H47V215H46ZM51 214L53 215V217L51 216ZM61 214H62V218H64L63 220H62V218H61ZM67 214H68V215H67ZM12 215H14V216H12ZM17 215H19V216L17 217ZM33 215H35V216L33 217ZM46 216H47L49 219H48ZM50 216H51V217H50ZM55 216H56V219H55ZM67 216H68V217H67ZM11 217H12V219H11ZM16 217H17V218H16ZM31 217H32L33 221H32V219H31ZM57 217H58V218H57ZM66 217H67V218H66ZM7 218H8V219H7ZM9 218H10V219H9ZM15 218H16V219H15ZM41 218H42L44 221H43ZM18 219H19V220H18ZM23 219H24V220H23ZM34 219H36V220H34ZM40 219H41V221L38 222L37 220H40ZM57 219H58L61 223L64 221V223H62V224L64 225V224L66 223L65 226L61 225V223H60ZM60 219H61V220H60ZM17 220H18V221H17ZM21 220H22V221H21ZM68 220H70V221H68ZM23 221H24V223H23ZM57 221H58V222H57ZM4 222H5V223H8V222H9V223H8V224H5ZM35 222H36V223H35ZM40 222H42V223L40 224ZM11 223H12V224H11ZM37 223L40 224V225L38 226ZM2 225H3V226H2ZM7 225H9V226H7ZM41 225H42V227H41ZM59 225H60V226H59ZM71 227H72V225H71ZM68 231H67V229H66V232H68ZM66 232H65V234H66ZM69 235H71V238H72L71 241L73 242V241L75 240V236H74V239H73L72 233L69 234ZM35 236L37 237L36 241H38V240H43V239H42V238H43L42 235H41L42 237H40L41 239L38 238L39 235H35ZM36 237H35V238H36ZM78 238H79V236H78ZM32 241H33V240L30 239V240L27 241V243L30 242V244H31V243L33 244L32 247H34V245H35V247H36V246L38 245V242L35 241V243L37 244V245H36V244H35L34 242H32ZM43 241H44V240H43ZM56 242H59V241H56ZM56 242H55V243H56ZM25 243H26V242H25ZM32 244H31V245H32ZM71 244H72V245H71ZM71 244H67L68 246L65 245V249L67 248V250H70V248L74 245L73 243H71ZM70 246H71V247H70ZM68 248H69V249H68Z\"/></svg>",
  "mask_w": 264,
  "mask_h": 264
}]
</instances>
